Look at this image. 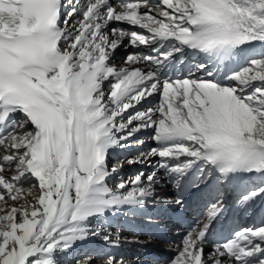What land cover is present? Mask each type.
I'll return each mask as SVG.
<instances>
[{"label": "snow or ice", "instance_id": "1", "mask_svg": "<svg viewBox=\"0 0 264 264\" xmlns=\"http://www.w3.org/2000/svg\"><path fill=\"white\" fill-rule=\"evenodd\" d=\"M129 45L154 54L115 67ZM154 94L159 105L140 110ZM149 128L158 147L109 167ZM150 157L176 189L164 204L204 206L169 264H264V214L205 251L217 225L264 202V0H0V264H124L71 256L101 236L92 218L160 202L156 171L106 183Z\"/></svg>", "mask_w": 264, "mask_h": 264}, {"label": "bare ground", "instance_id": "2", "mask_svg": "<svg viewBox=\"0 0 264 264\" xmlns=\"http://www.w3.org/2000/svg\"><path fill=\"white\" fill-rule=\"evenodd\" d=\"M77 3L80 2V0H76ZM155 2V0H153ZM67 3V0H66ZM71 5L68 4V6L65 8V12L68 10V7ZM82 18V17H80ZM113 27H121L125 28L128 30H136V31H142L139 30L138 28H131V26L126 25V24H121L117 25L115 23H109L107 27L104 29V31L109 32L111 28ZM125 45H127V41L124 42ZM130 46V45H129ZM129 46H121L120 49H127L129 50ZM131 47V46H130ZM152 46H140L139 48H134L131 47L129 51L131 53H143L145 55L148 54H154L151 51ZM119 49V48H118ZM117 49V50H118ZM116 50V51H117ZM198 58H193L189 60L187 56L182 57V60L184 61V65H187L188 67H193L194 64L196 63V60ZM111 63L115 65L117 68H123V67H130L129 65H126L124 62H119L118 61V56L113 53ZM182 64H177V69H180L184 67ZM141 67H144L145 70L148 69V65H140ZM182 73L177 71L175 75L179 76ZM194 75H199L203 76L202 73L196 72ZM161 102V97L159 94H154L153 96L149 97L147 100L143 101L138 107L140 110H145L148 108H153L155 109L159 103ZM131 111V110H130ZM127 115V113L125 114ZM153 136V129L149 128L146 130H142L141 132L137 133L134 137H132L131 140V146H137L140 145L136 141H138L136 138L139 137V140L144 141V145L137 150L136 156L143 152L147 153L149 152L152 148L158 147L156 144V141L152 138ZM138 147V146H137ZM120 150H112L111 154L109 156V165L111 161L116 158L120 157V159H125L128 158L130 153L127 154H121L120 155ZM135 156V157H136ZM130 159V157L128 158ZM159 157H150L146 159L143 163H148V164H143V168L140 170V172H144L145 177L153 172L156 171L157 177L160 180V183L156 185L155 188V195L160 202L158 203H153L149 201L145 207L143 208V212H138V211H129L126 214V216L129 217V219L126 220V225L125 226H120L119 225V219L116 218L115 215H112L111 213H106L104 217H97V218H92L91 219V226L93 228H102L103 230L101 231V236L100 237H94L90 241L84 242L83 244L79 245L75 249V251L72 253L71 259H75L76 257L87 255V254H98V255H104L106 253H112L116 255L117 257H120L124 260V264H147L151 263L152 260L156 259H165V260H171L172 258L175 257L177 253L178 246L181 244L182 239L185 237L187 234V230H183L182 233L177 234L174 236L175 229L172 227L171 223L167 220H164V227L170 229L169 235L171 238L170 242H157L156 240L152 239L150 232L151 229L153 228V223H156L159 219L162 217V209H156L152 210V208L164 204L162 201L165 199H174V187L172 184L168 182L169 177L165 175V172L163 169L158 168V161ZM132 165V164H130ZM131 167V166H130ZM130 172L133 173V169H129ZM126 174V170L120 171L118 174ZM135 173V172H134ZM13 173L12 172H7L6 176H11ZM115 180V179H113ZM108 186L110 188H113V186H110V184L114 183L113 181L111 183L107 182ZM113 190H115L113 188ZM230 190H226L224 193V196H228ZM32 198H30L31 200ZM201 202L197 200V202L194 204V206L199 205ZM166 206L172 207L175 205H167ZM192 209V208H191ZM3 213H0L2 215ZM253 216V213L251 214ZM132 218V219H130ZM148 218H151V222H149ZM192 227V225H190ZM116 227L117 229H113ZM146 229V230H145ZM110 232L113 237L119 235L120 237V245L119 247H111L108 249L109 246H106L104 244V241L102 240V236L106 233ZM211 250L210 247L205 246V251L209 252ZM168 262H159L162 264H169ZM156 262L157 261H153ZM98 264H101L100 261H98Z\"/></svg>", "mask_w": 264, "mask_h": 264}, {"label": "rangeland", "instance_id": "3", "mask_svg": "<svg viewBox=\"0 0 264 264\" xmlns=\"http://www.w3.org/2000/svg\"><path fill=\"white\" fill-rule=\"evenodd\" d=\"M132 47V46H131ZM131 47L129 46V50L131 49ZM129 50H127V49H118L116 52H115V55L116 56H118V61L119 62H124L125 61V58H126V56L129 54V53H131V51H129ZM137 140H139V137H137L136 138ZM144 144H140V145H137V146H133V149H132V151L131 152H129L130 154H129V156H128V158L130 157V158H133V157H135L136 156V153H137V150L139 149V148H141L142 146H143ZM120 159V157H116V158H114L112 161H111V163H110V165H109V167H111L112 166V164L116 161V159ZM144 165L145 164H148L147 162L146 163H143ZM143 164H132V165H130V164H127V163H125L124 164V166L121 168V170L120 171H124V170H126V174H125V176H124V174L122 173V174H113V175H111V176H113L112 178H108L107 179V182H109V183H111L112 181L114 182V183H112V184H110V186H113V188L115 189V185L120 181V180H125V181H128L130 178H132V177H134L138 172H140V170L143 168ZM131 166V167H130ZM129 169H133V173L132 172H130V170ZM135 172V173H134ZM110 179V181H108ZM113 179H115V180H113ZM36 194V191H35V189H33V195H35ZM30 198H32V197H29V200H30ZM11 203L12 202H9V206L11 205ZM0 207H4V205H2V204H0ZM0 213H3L2 211H0ZM113 229H117L116 227H114ZM111 247L109 246L108 247V249H110ZM166 262H168L169 260H165ZM156 263V262H155ZM163 263H165V262H163ZM147 264H149V263H147ZM151 264V263H150Z\"/></svg>", "mask_w": 264, "mask_h": 264}]
</instances>
